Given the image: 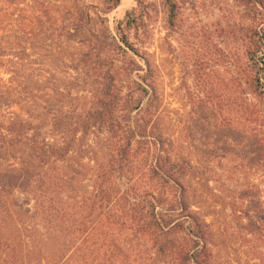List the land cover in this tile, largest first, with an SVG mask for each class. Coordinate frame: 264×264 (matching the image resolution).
I'll use <instances>...</instances> for the list:
<instances>
[{"label": "trees", "instance_id": "obj_1", "mask_svg": "<svg viewBox=\"0 0 264 264\" xmlns=\"http://www.w3.org/2000/svg\"><path fill=\"white\" fill-rule=\"evenodd\" d=\"M161 1L172 16L174 1ZM118 4L110 0L106 13ZM136 7L125 12V29ZM93 48V62L82 53L73 67L80 89L71 92L17 59L4 61L0 47V264H151L167 254L172 264H209L204 225L183 203L184 161L171 159L159 136L149 68ZM244 56L233 69L231 103L252 114L261 102L263 114L262 29L249 31ZM133 67L140 82L122 86ZM176 232L187 239L181 247Z\"/></svg>", "mask_w": 264, "mask_h": 264}, {"label": "rangeland", "instance_id": "obj_2", "mask_svg": "<svg viewBox=\"0 0 264 264\" xmlns=\"http://www.w3.org/2000/svg\"><path fill=\"white\" fill-rule=\"evenodd\" d=\"M109 1L0 0L3 60L17 59L24 71L57 78L71 92L80 89L73 67L82 53L93 62L97 45L109 51L104 59L131 58L148 67L159 136L164 152L184 161L183 203L204 225L208 263L264 264V113L253 96L252 114L235 107L230 82L234 66L245 63L249 31L264 32V0H173L172 16L161 0H119L106 13ZM132 7L138 18L125 29ZM119 27L132 50L119 42ZM137 67L122 76V86L126 79L140 82ZM95 75L92 68L87 77ZM186 240L174 235L178 247ZM151 264H172V258Z\"/></svg>", "mask_w": 264, "mask_h": 264}]
</instances>
